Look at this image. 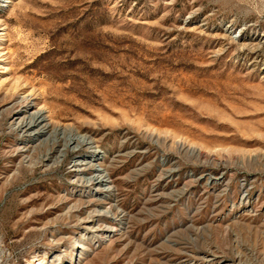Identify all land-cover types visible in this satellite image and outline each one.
Wrapping results in <instances>:
<instances>
[{"label":"rangeland","instance_id":"obj_1","mask_svg":"<svg viewBox=\"0 0 264 264\" xmlns=\"http://www.w3.org/2000/svg\"><path fill=\"white\" fill-rule=\"evenodd\" d=\"M69 134L101 150L109 197ZM96 208L118 230L77 260ZM209 255L264 264V0H0V264Z\"/></svg>","mask_w":264,"mask_h":264},{"label":"bare ground","instance_id":"obj_2","mask_svg":"<svg viewBox=\"0 0 264 264\" xmlns=\"http://www.w3.org/2000/svg\"><path fill=\"white\" fill-rule=\"evenodd\" d=\"M49 126L50 124L44 110L29 112L18 124L19 130L26 133L29 140L31 139L32 141L47 136ZM62 133L64 134V131ZM68 146L74 150H78L82 146L89 148L88 153L80 155L73 160L72 171L83 179L85 183L92 186L90 191L92 196L109 197L113 189L105 169L100 164V160L103 158L102 152L99 148L95 147L93 140L87 135L69 134ZM88 171L91 172L90 175L86 174ZM248 205L249 197L248 194L244 193L241 196L240 206H244L247 209ZM107 220H114L112 219L111 212L100 208H96L93 214L81 220L83 230L74 239V250L77 254V260L82 258L83 254H86L89 249V243L98 246L101 242L115 235L118 230L116 225L110 221L107 222ZM61 259L62 254H57L56 260L60 262ZM206 261L212 264L219 263L217 262L216 255L207 256ZM37 264H44V262H38Z\"/></svg>","mask_w":264,"mask_h":264}]
</instances>
